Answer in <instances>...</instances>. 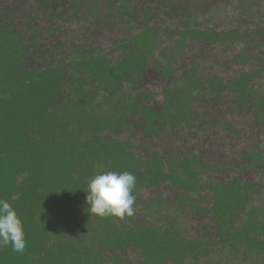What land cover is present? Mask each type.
I'll return each mask as SVG.
<instances>
[{"label": "trees", "instance_id": "1", "mask_svg": "<svg viewBox=\"0 0 264 264\" xmlns=\"http://www.w3.org/2000/svg\"><path fill=\"white\" fill-rule=\"evenodd\" d=\"M101 1L86 0L81 6L98 20L110 9ZM127 1L111 8L116 12L113 17L135 13ZM66 2L80 6L76 0H41L53 16L56 6ZM180 3L173 6L178 10L188 7ZM154 10L151 6L141 10L145 20L141 29L119 40L111 51L82 46L43 66L33 62L45 53L36 30H28L29 37L20 34L0 11V199L12 202L28 242L22 254L11 245L0 248V264H112L108 252L130 246L141 252L142 259L135 264H183L188 258L200 259L210 251L237 245L257 248L264 256V220H250L236 228L226 221L233 218L235 205L239 207L244 200V187L235 188L231 183L213 198V210L223 224L219 242L209 236L184 241L170 229L155 225L138 228L132 216L119 220L91 215L86 197L88 182L95 175L133 173L136 196L144 187L160 185L172 168L166 166L167 156L140 154L129 140L113 132L132 126V118L137 116L146 134L160 133L167 124L176 125L191 115L188 103L203 89L200 79L187 71L163 90L172 111L168 105L159 109L145 103L151 94L140 89L139 81L160 47L161 36L177 35L178 48L188 41L221 37L216 30L193 26L191 12H183L181 26L172 29L153 19ZM227 36L234 38L232 33ZM112 52L123 53L112 59ZM159 57L161 74H171L173 56L163 53ZM210 86L213 90L232 89L222 80H211ZM184 166L176 169L186 171ZM173 183L187 192L196 189L180 177ZM146 207L159 210L162 204L153 199Z\"/></svg>", "mask_w": 264, "mask_h": 264}, {"label": "rangeland", "instance_id": "2", "mask_svg": "<svg viewBox=\"0 0 264 264\" xmlns=\"http://www.w3.org/2000/svg\"><path fill=\"white\" fill-rule=\"evenodd\" d=\"M101 2L110 9L105 8L106 11L98 20L86 13L85 7L81 6L86 0H76L79 8L70 2L60 6L61 8L56 6L55 16L50 12V8L42 6L41 0H0V11L6 13V22L20 34L29 37L28 30L35 29L36 34L40 36L45 53L42 57H35L33 60L35 66H43L58 56H67L82 46H102L111 51L119 40L141 29L145 21L141 10L148 6L155 8L154 20H159L172 29L181 26L183 12H191L190 23L193 26L196 25L203 30H217L221 37L215 41L205 39L196 43L188 41L185 46L178 48L177 35L169 38L161 36L160 47L149 59L139 81L140 89L151 94L145 103L155 106L157 100L164 97L163 90L180 80L187 71L204 81L214 76L230 79L243 71H252L251 85L264 97V73L259 70L264 63L262 62L264 35L260 34L264 30V0H128L126 4L135 13L125 14L119 19L113 17V14H116L113 9L120 6L122 0ZM179 2L188 7L185 10H178L173 5ZM233 32L234 38L227 36ZM122 53L109 54V58L116 59L118 54ZM163 53L164 56L172 55L174 58L171 74H161L159 69L161 66L159 54ZM133 93L137 94V91ZM216 98L203 92L201 98L193 102V117L182 123L180 130L176 132H171L167 127L160 133L148 135L138 124L137 116H134L132 126L119 133L113 132V135L129 140L134 150L140 154L152 152L167 156L180 150L182 153L202 154L211 160L210 162L217 159L221 161L224 158L220 157L222 150L229 151V148L234 147V143L247 142L242 135L244 133L224 128L223 122L230 120L228 115L231 114L234 125L241 129L247 128L245 136L251 130L254 118L250 112L235 114V111L240 109L239 104L234 103L235 94L225 92ZM248 137L250 148L258 145L257 141L260 138L264 142V132L251 133ZM230 152L232 153L231 150ZM257 175L258 180L255 183L258 184V191L250 194L251 205L264 204V172H258ZM209 191V187L204 185L200 188L198 196L206 198ZM153 199L161 202V209L150 210L146 207ZM193 202L183 187L165 179L160 185L144 187L136 194L132 222L138 228L146 225L166 227L184 241L209 236L219 242L220 231L214 216L205 205L207 201L201 205L204 208L203 212L192 207ZM242 217L244 213L241 219ZM106 256L112 264H135L142 259L140 250L134 246L110 251ZM183 264H264V256L256 248L224 246L210 251L200 259L188 258Z\"/></svg>", "mask_w": 264, "mask_h": 264}, {"label": "flooded vegetation", "instance_id": "3", "mask_svg": "<svg viewBox=\"0 0 264 264\" xmlns=\"http://www.w3.org/2000/svg\"><path fill=\"white\" fill-rule=\"evenodd\" d=\"M258 29L259 28H257V30ZM216 32L218 33L217 30ZM232 34H235V32H233ZM260 34L264 35V30H262ZM242 57L248 56L242 55ZM262 62H264V56ZM259 70H261L260 72L264 73V63ZM252 77V71H243L237 76L232 77L230 79H225L220 76L208 78L206 81L200 79L203 89L197 90L194 93V97L191 103H188V106H190V109H192L193 111V102L196 99H200L201 94L203 92H207L210 96L215 98L225 92L235 94L234 103H238L241 109V111L240 109L235 111V114H245L246 112H250L251 117L254 118V123L251 127V130L248 131L246 136L245 130L247 128L241 129L237 125H234L232 121V116H230L231 114L228 115V117H230V120L227 119V121L223 122V125L224 128H227L228 131H238L244 133L242 135L247 140V142H244V144L234 143V147H231V149L229 148V151L227 149H224L225 151L222 150L220 157L224 158L221 159V161H218L217 159L212 160V162H210L211 160L209 161L206 157H203L202 154L200 155L195 152L182 153L179 152L180 150H176L167 155L169 162L166 164V166L172 165V168L167 170V179L173 183L175 178L180 177L182 181H187L188 183L195 184V191H188V195L194 201V205L192 207H195V209L197 208L200 212H203L204 210L202 209L204 208L201 205L204 204L205 201H207V204L205 205L209 208L212 215L214 216L219 231L222 228L223 224L218 222L217 214L213 210V198L216 196L218 190L222 186H227L228 183H231L232 186L234 185L235 188H238V186H240L241 188L244 187V189H242L244 194V200L240 203L239 207H237V204L235 205L233 218H227L226 221H228L229 223L231 221L232 226L236 228L239 226H243L246 222L250 220H264V204L251 205V201L249 200L250 194L258 191V184L255 183L258 180L257 173L264 172V142H262L260 138L257 141L258 145L253 146L251 148L249 147L250 141L248 139V136H250L251 133L255 134L257 132H264V97L260 96L256 89L251 85ZM211 80H222L224 85H230L232 89L231 91L227 88L224 90H219L218 88L216 90H213L210 86ZM239 85H245L247 89L243 90L241 88H237V86ZM165 105L168 104L164 95V97L157 100L155 106H153L159 109H163ZM168 106L172 111L173 109L171 105L169 104ZM182 107L185 108L184 106ZM185 109H187V107ZM192 113L190 115L191 117L187 115L186 118L181 120L176 125L171 126L170 124H167V126L164 127L162 131L165 130L167 127L171 130V132H176L180 130L181 124H184V122L190 120L193 117ZM254 138L256 139V137ZM230 150L232 151V153L230 152ZM184 164L186 165V167L184 166V168L187 169L186 171L176 169V166ZM204 185L208 186L210 189L208 197L206 198L198 196L200 188L204 187ZM243 213L244 217H242L241 219Z\"/></svg>", "mask_w": 264, "mask_h": 264}, {"label": "clouds", "instance_id": "4", "mask_svg": "<svg viewBox=\"0 0 264 264\" xmlns=\"http://www.w3.org/2000/svg\"><path fill=\"white\" fill-rule=\"evenodd\" d=\"M135 186L136 176L128 171H105L95 175L88 182L86 197L91 215L115 216L119 220L135 215ZM27 243L24 224L17 210L10 200L0 199V248L11 245L14 252L22 254L27 250Z\"/></svg>", "mask_w": 264, "mask_h": 264}]
</instances>
